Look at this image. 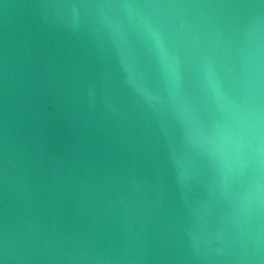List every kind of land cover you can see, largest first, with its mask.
I'll return each instance as SVG.
<instances>
[{
    "label": "water",
    "instance_id": "1",
    "mask_svg": "<svg viewBox=\"0 0 264 264\" xmlns=\"http://www.w3.org/2000/svg\"><path fill=\"white\" fill-rule=\"evenodd\" d=\"M0 264H264V0H0Z\"/></svg>",
    "mask_w": 264,
    "mask_h": 264
}]
</instances>
